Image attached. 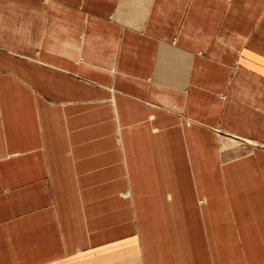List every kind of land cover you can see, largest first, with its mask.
I'll return each mask as SVG.
<instances>
[{
  "label": "crops",
  "instance_id": "obj_1",
  "mask_svg": "<svg viewBox=\"0 0 264 264\" xmlns=\"http://www.w3.org/2000/svg\"><path fill=\"white\" fill-rule=\"evenodd\" d=\"M0 264H264V0H0Z\"/></svg>",
  "mask_w": 264,
  "mask_h": 264
},
{
  "label": "rangeland",
  "instance_id": "obj_2",
  "mask_svg": "<svg viewBox=\"0 0 264 264\" xmlns=\"http://www.w3.org/2000/svg\"><path fill=\"white\" fill-rule=\"evenodd\" d=\"M223 142H226V141H223Z\"/></svg>",
  "mask_w": 264,
  "mask_h": 264
}]
</instances>
